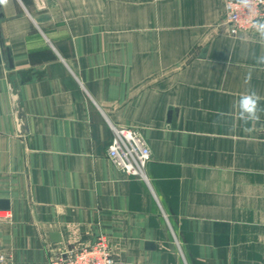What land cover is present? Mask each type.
<instances>
[{"label": "crops", "instance_id": "1", "mask_svg": "<svg viewBox=\"0 0 264 264\" xmlns=\"http://www.w3.org/2000/svg\"><path fill=\"white\" fill-rule=\"evenodd\" d=\"M0 14V250L11 264H48L49 250L99 236L115 264H264V112L245 125L233 108L251 88L264 109L256 30L229 35L221 0H6ZM32 70L43 76L21 83ZM113 128L146 139L145 178L109 159Z\"/></svg>", "mask_w": 264, "mask_h": 264}, {"label": "built area", "instance_id": "2", "mask_svg": "<svg viewBox=\"0 0 264 264\" xmlns=\"http://www.w3.org/2000/svg\"><path fill=\"white\" fill-rule=\"evenodd\" d=\"M224 25L232 37L255 31L253 24L264 22V0H221ZM108 157L122 173L145 178L151 149L138 131L113 128ZM0 264H11V254L0 250ZM48 264H115L108 240L99 236L91 245L49 250Z\"/></svg>", "mask_w": 264, "mask_h": 264}, {"label": "clouds", "instance_id": "3", "mask_svg": "<svg viewBox=\"0 0 264 264\" xmlns=\"http://www.w3.org/2000/svg\"><path fill=\"white\" fill-rule=\"evenodd\" d=\"M0 3H6V0H0ZM253 28L259 34V37L264 41V22H256L253 24ZM257 65H264V50L257 56H253ZM251 80V74L245 77V84H249ZM262 97L254 90L247 89L242 93L234 102L233 108L236 110V115L239 121L247 125L249 123H255L260 120V113L264 112V109L260 107V100ZM246 131H251V128H246Z\"/></svg>", "mask_w": 264, "mask_h": 264}, {"label": "water", "instance_id": "4", "mask_svg": "<svg viewBox=\"0 0 264 264\" xmlns=\"http://www.w3.org/2000/svg\"><path fill=\"white\" fill-rule=\"evenodd\" d=\"M0 17L2 15L0 14ZM4 55L6 57L5 63L7 66V69L11 72L13 70V62H12V57L11 53L8 49H3ZM20 82L25 83L31 80L32 78H37L40 79L43 75L39 71H28L24 73H20ZM12 78L14 79V75H12ZM11 93H12V103H13V109L16 117V122L18 126V133L20 136H24L28 132V127H27V122H26V116L24 113L23 105H22V100L19 92V84L17 81L15 82V79L12 80L11 82ZM1 208L3 209H8V203L7 202H2L1 203ZM51 241L53 243H60L62 241L61 235L59 233H52L50 235Z\"/></svg>", "mask_w": 264, "mask_h": 264}]
</instances>
